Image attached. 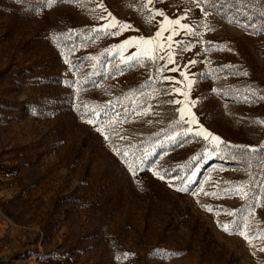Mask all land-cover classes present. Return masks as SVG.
Wrapping results in <instances>:
<instances>
[{"label":"rangeland","instance_id":"1","mask_svg":"<svg viewBox=\"0 0 264 264\" xmlns=\"http://www.w3.org/2000/svg\"><path fill=\"white\" fill-rule=\"evenodd\" d=\"M233 1L0 0V264H264V2ZM152 11L197 33L173 48L199 124L168 103L179 73L117 47ZM108 13L132 29L95 31Z\"/></svg>","mask_w":264,"mask_h":264},{"label":"snow or ice","instance_id":"2","mask_svg":"<svg viewBox=\"0 0 264 264\" xmlns=\"http://www.w3.org/2000/svg\"><path fill=\"white\" fill-rule=\"evenodd\" d=\"M56 0H50V3H54ZM71 2H75V0H71ZM153 0H147V3L145 7H147L149 4H151ZM101 8H103V5H100ZM106 11V9H104ZM156 15L164 17V21L159 23V30H157L154 34V36L146 38L144 36L136 37V38H131L128 40H125L123 43L118 45V49L121 51V55L124 50H126L129 47H135L137 49V53L133 56H130L128 59L124 60L125 63H128L129 61H136L141 63L143 65V61L145 59L151 61L153 65L156 66V71L160 74H163L166 71H172V72H177L181 77L184 78V90L181 88L176 87V84L181 83L182 81L177 80L175 77H163L165 81L171 82L172 86L169 87L166 91L168 95H173L175 93H180L184 97L183 100L180 99H172L168 101V103L174 104V105H181L177 109V112L179 113V119L181 122H187L189 124L195 123L199 124V121L195 119V115L191 114L190 116L187 117L186 119V109L189 107V105L194 106L196 101L190 99V92L192 85L196 83L194 79H190L187 75V69L191 66H194L197 61L195 60H190L188 61L184 69L182 70L179 65L177 64V61L175 60V50L173 48V37L180 35V33L183 31L189 35H197L195 30L193 29L192 26L186 23H182V18H176L172 19L166 16V14L163 11H152L151 12V18H154ZM100 19H107L108 23L105 25H102L99 29H96L95 31H101L104 32L106 35H122L124 32L131 30L132 25L118 21L115 17L112 16L111 13H108L107 17L101 16L99 17ZM110 18V19H109ZM205 28H207V25H204ZM111 29H116V31H111ZM211 30V29H209ZM165 32H168L169 35L165 37L163 34ZM167 41V43H165ZM179 43L177 42V46H179ZM192 47V45L186 44L184 45V49L187 51ZM165 48L168 49V51L164 54L161 55V52H164ZM123 59V56H122ZM159 60H164L165 63L164 65H159L157 62ZM70 62V61H66ZM168 65H176L175 67L169 69L167 66ZM247 75V73H244ZM264 99V97H262ZM89 124H94L95 122L91 119L86 121ZM264 123V122H261ZM202 128V126H201ZM201 128H197L195 131L193 130L192 127H189L187 129V134H192L196 136H202L204 139H209L211 138L212 140L218 142V143H223V141L220 140L219 137L213 136L212 133L208 132L207 129L201 130ZM97 131L103 132L102 128H97ZM107 139V136H105ZM117 154L119 155V152L117 151ZM127 157V152L124 154ZM125 163L127 164L130 172L133 175H136L139 170H143L146 165L141 163L139 168L134 167L130 159H126ZM153 175L156 176L157 178L164 180L165 175L162 174L159 171H153ZM177 191H185L186 189L184 188H177ZM237 194H239L242 198L246 197L247 193L244 192L242 188L237 189ZM209 194V193H206ZM210 195L216 196L215 193H211ZM206 210L209 212H212L213 209L211 207H206ZM232 214V213H229ZM223 230L226 232H229V225H223ZM237 228L236 225L232 226V230H235ZM240 235L244 236L246 240H249V243H251V239L248 237L246 232L240 231ZM261 235H264V233H261ZM261 251H264V249H261Z\"/></svg>","mask_w":264,"mask_h":264},{"label":"trees","instance_id":"3","mask_svg":"<svg viewBox=\"0 0 264 264\" xmlns=\"http://www.w3.org/2000/svg\"><path fill=\"white\" fill-rule=\"evenodd\" d=\"M213 1H215V2H219V4H218V7H217V10H219V12L221 13V14H224L225 13V7H228L229 9H231V10H239V7H240V4H238V3H234V1L233 0H213ZM251 1V3H257V4H260V3H262V2H264V1H262V0H250ZM233 4H234V7H233ZM236 8V9H235ZM236 152H239V153H246V152H248L247 150H243V149H241V150H239V151H236ZM243 155V154H242ZM239 156V155H238ZM242 157V156H241ZM244 157V156H243ZM239 159H244V158H239Z\"/></svg>","mask_w":264,"mask_h":264}]
</instances>
